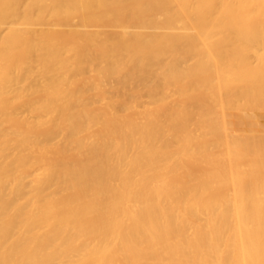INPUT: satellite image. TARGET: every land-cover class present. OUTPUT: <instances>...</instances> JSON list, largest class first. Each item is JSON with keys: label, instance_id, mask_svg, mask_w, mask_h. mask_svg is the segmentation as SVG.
Masks as SVG:
<instances>
[{"label": "bare ground", "instance_id": "6f19581e", "mask_svg": "<svg viewBox=\"0 0 264 264\" xmlns=\"http://www.w3.org/2000/svg\"><path fill=\"white\" fill-rule=\"evenodd\" d=\"M0 264H264V0H0Z\"/></svg>", "mask_w": 264, "mask_h": 264}]
</instances>
